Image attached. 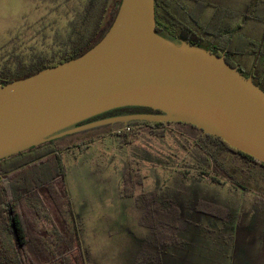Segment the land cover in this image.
I'll return each instance as SVG.
<instances>
[{
	"label": "rangeland",
	"instance_id": "374dc122",
	"mask_svg": "<svg viewBox=\"0 0 264 264\" xmlns=\"http://www.w3.org/2000/svg\"><path fill=\"white\" fill-rule=\"evenodd\" d=\"M87 1L0 0V76L17 77L41 59L57 61L68 49L73 24L83 18ZM207 1L240 11L250 0ZM170 2L175 17L198 30L189 17L193 3ZM119 3L108 1L106 22ZM212 11H203L200 24ZM263 31V23L251 20L243 34L259 40ZM261 53L257 75L264 68V47ZM253 58L232 59L248 75ZM112 130L104 127L58 144L71 150L64 154L66 183L88 264H264V169H246L225 153L217 167L199 149L195 140L200 131L190 125H167L163 137L141 126L130 144ZM131 167L142 183L127 197L121 193L122 178ZM145 194H157L159 208L150 212L154 219L158 209L175 207L170 212L177 216L175 226L158 225L159 241ZM198 203H203L199 210ZM204 204L225 209V219L205 214ZM39 227L50 230L49 219Z\"/></svg>",
	"mask_w": 264,
	"mask_h": 264
},
{
	"label": "water",
	"instance_id": "95a60500",
	"mask_svg": "<svg viewBox=\"0 0 264 264\" xmlns=\"http://www.w3.org/2000/svg\"><path fill=\"white\" fill-rule=\"evenodd\" d=\"M125 107L136 114L80 123ZM181 123L264 164V91L210 51L155 31L154 0H120L81 56L0 86V160L93 129Z\"/></svg>",
	"mask_w": 264,
	"mask_h": 264
},
{
	"label": "trees",
	"instance_id": "16d2710c",
	"mask_svg": "<svg viewBox=\"0 0 264 264\" xmlns=\"http://www.w3.org/2000/svg\"><path fill=\"white\" fill-rule=\"evenodd\" d=\"M108 1H87L83 18L76 19L73 24L71 35H69L70 45L57 61H43L41 59L32 68L20 72L17 77L0 76V86L26 78L45 68L75 59L93 47L108 30L115 16L113 15L106 22ZM188 1H191L194 6L189 13L190 20L198 29L201 26L202 30L196 31L176 18L172 13L170 0H154L155 31L159 36L175 42L183 40L190 45L221 56L220 53L211 49L202 37H217L225 33L223 22L226 18L244 16L245 19L264 24V0H250L240 11L222 5L213 6V3L207 0ZM206 8H211L213 11L203 25L200 24V18ZM232 40H235L237 44L239 43V47H233ZM232 40H228L229 44L226 43L229 55L230 51L243 52V50L248 49L250 56L261 57L264 31L263 37L259 40L245 39L236 33L233 34ZM230 46H232L231 49ZM253 83L264 91V80L261 78L259 70L258 75L253 78ZM137 109L143 110L147 114L157 113L146 108ZM96 120H100L99 117L91 118L79 125ZM131 125L130 132L119 136L123 144L132 143L136 139L141 126L147 127L152 136L163 137L166 133L164 128L167 125L184 124L135 122ZM96 130L93 129L48 142L0 160V264H88L87 254L81 241L80 223L74 213L66 183L67 173L64 165V154L71 152V150L60 148L58 144L63 140ZM198 137L199 139L195 141L199 149L217 167L220 165L219 155L225 153L228 157L230 155L234 160L245 163L246 169H250L253 165L264 169V164L231 148L220 138L203 135L201 131ZM74 148L77 149V146H74ZM80 148L78 147V149ZM141 183L142 179L134 176L131 167L122 178V195L133 196L136 186L141 185ZM155 198H157V194L143 195V202L147 204V210L151 217L150 226L153 229L155 239L159 241L162 232L159 230L158 225L174 227L177 216L170 213L175 209L171 205L170 212L158 209L157 219H154L150 212H153L152 208L154 209L157 206L154 201ZM148 201H150L149 204ZM200 204L203 203H198L197 209ZM204 205H206L205 214L225 219V209L212 204ZM157 208L159 207L157 206ZM45 218L49 219L50 230L39 227L40 221Z\"/></svg>",
	"mask_w": 264,
	"mask_h": 264
},
{
	"label": "flooded vegetation",
	"instance_id": "af4514ba",
	"mask_svg": "<svg viewBox=\"0 0 264 264\" xmlns=\"http://www.w3.org/2000/svg\"><path fill=\"white\" fill-rule=\"evenodd\" d=\"M212 5L215 6V5H221V4H214L213 3ZM249 21H251V20L245 19L244 16H239V17H235V18H226V20H224V22H223L224 31H225V33H223V34H225V35L221 34L220 36H217V37L205 36L202 38L205 40L207 45H210L211 49L220 53L221 56H224L227 63H229L232 67H235L238 70V72H240L244 77L247 78L250 75H252V77L254 78L255 75H257V73H256L257 72V66H258L260 58L259 57L253 58L252 65H251V74L245 75V73L241 69V65L239 63H237L236 61H234L232 58L233 57H240V58H242V60L247 59V57L250 56L248 54L249 50L245 49V50H243V52H235V51L232 52V51H230V55H229L228 54V48H227V44H229L228 40H232V36L234 33L239 34L240 37H242V38L251 39V38H249L243 34L244 33L243 31L245 30V25ZM230 24H234V26L232 27L234 29L232 31H230V29H231ZM200 27H199L200 30L198 29L199 31L202 30V27L201 28ZM232 41H233V45H232L233 47H239L238 46L239 43L238 44L235 43V40H232ZM232 46H230V49ZM252 71H253V73H252ZM136 114H147V113L144 112L143 110L137 109L136 107H125V108H118V109H114V110L105 112V113L100 114L96 117H99V119H105V118H112V117L126 116V115H136ZM117 126H122V125H117ZM117 126H114V127H117ZM114 127H111V128H114Z\"/></svg>",
	"mask_w": 264,
	"mask_h": 264
},
{
	"label": "built area",
	"instance_id": "2783aa9c",
	"mask_svg": "<svg viewBox=\"0 0 264 264\" xmlns=\"http://www.w3.org/2000/svg\"><path fill=\"white\" fill-rule=\"evenodd\" d=\"M131 129H132V125H131V123H129L127 125L114 127L112 130V133L120 136V135H123V134L130 132Z\"/></svg>",
	"mask_w": 264,
	"mask_h": 264
},
{
	"label": "crops",
	"instance_id": "0c3cea01",
	"mask_svg": "<svg viewBox=\"0 0 264 264\" xmlns=\"http://www.w3.org/2000/svg\"><path fill=\"white\" fill-rule=\"evenodd\" d=\"M263 47H264V45H263ZM260 76H261V78L264 80V68H262L261 70H260ZM68 182V181H67ZM68 188H69V190H70V184L68 185Z\"/></svg>",
	"mask_w": 264,
	"mask_h": 264
}]
</instances>
